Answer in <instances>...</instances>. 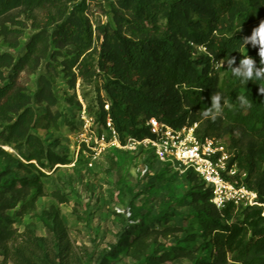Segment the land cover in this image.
<instances>
[{
  "label": "trees",
  "instance_id": "16d2710c",
  "mask_svg": "<svg viewBox=\"0 0 264 264\" xmlns=\"http://www.w3.org/2000/svg\"><path fill=\"white\" fill-rule=\"evenodd\" d=\"M108 3L103 8L108 20L95 26L87 0H0V37L10 49L21 47L29 21L36 30L23 52H0V154L12 157L3 149L10 146L19 155V174L0 183V256L10 255L20 234L10 212L20 217L32 212L48 194L47 170L71 162L42 137L60 128L62 113L53 77L38 71L50 59L47 70L52 73V62L62 59L70 88L76 89L79 78L85 84L102 80L106 96L99 91L97 109L89 107L101 129L111 119L125 143L128 137H152L147 125L152 118L174 128L197 123V138H215L225 146L228 167H238L235 178L255 191L262 204L218 209L211 189L189 170V195L206 238L200 250L177 245L157 257L153 246L184 230L169 225L165 216L154 221L157 226L149 223L129 232L128 252L149 261L160 258L154 264L179 258L198 264H264V80L242 84L226 71V63L225 69L217 64L232 57L238 65L249 55L260 66V46L249 43L246 50L243 41L257 28L254 24L264 21V0ZM215 91L234 101L245 95L252 107L236 103L215 119L204 118L200 111L211 105ZM35 107H45V112L38 115ZM51 194L69 202L58 191Z\"/></svg>",
  "mask_w": 264,
  "mask_h": 264
},
{
  "label": "rangeland",
  "instance_id": "374dc122",
  "mask_svg": "<svg viewBox=\"0 0 264 264\" xmlns=\"http://www.w3.org/2000/svg\"><path fill=\"white\" fill-rule=\"evenodd\" d=\"M109 1L87 0L95 26L108 20L103 8L109 7ZM35 33L29 21L21 47L12 50L0 37V52H23ZM250 48V45L245 47ZM64 53L72 54L67 50ZM61 61L52 62L56 67L52 73L47 70L50 59L44 61L38 71L39 75L53 77L59 100L57 109L62 113L60 128L42 133V137L47 146L71 162L47 170L48 194L39 199L32 212L24 217L10 212L20 234L11 244L10 255L0 256V264H154L160 258L150 262L146 256L135 258L128 252V233L149 223L157 226L154 221L165 216L171 219L169 225L184 230L177 236L161 238L153 246L159 251L157 257L177 245L200 250L206 238L194 215L189 195L192 185L186 179V172L179 165L162 163L146 147L109 148L96 160L86 153L81 145L82 135L89 127L96 133L103 129L95 122L89 107L97 109L99 91L102 97L106 92L101 79L85 84L79 78L76 89L70 88ZM35 108L38 115L45 112V107ZM3 149L12 153V157L0 154V183L19 174L17 150L10 146ZM54 191L67 197L69 202L61 203L51 194ZM159 264L198 263L179 258L166 263L160 260Z\"/></svg>",
  "mask_w": 264,
  "mask_h": 264
},
{
  "label": "built area",
  "instance_id": "2783aa9c",
  "mask_svg": "<svg viewBox=\"0 0 264 264\" xmlns=\"http://www.w3.org/2000/svg\"><path fill=\"white\" fill-rule=\"evenodd\" d=\"M106 108L109 109V106ZM147 125L152 137L143 140L128 137L123 143L111 119H108L98 133L89 127L87 133L82 135L81 145L94 160L109 148L134 150L146 147L151 149L162 163L179 165L184 172L192 170L197 173L211 189V202L218 209H223L229 204L237 207L262 205L258 201L257 193L235 178L238 173L237 165L228 167L230 155L225 146L215 138H207L204 141L197 138V123L193 126L174 128L157 118H152ZM244 176L245 173L242 174V177Z\"/></svg>",
  "mask_w": 264,
  "mask_h": 264
},
{
  "label": "clouds",
  "instance_id": "9594fccd",
  "mask_svg": "<svg viewBox=\"0 0 264 264\" xmlns=\"http://www.w3.org/2000/svg\"><path fill=\"white\" fill-rule=\"evenodd\" d=\"M244 46L247 48L248 44L260 46V56L264 57V22L253 30L250 37L245 38L243 41ZM225 63L228 65L226 71H230L233 77L239 78L240 83L248 84L249 81L264 80V60L261 61L260 66L249 55H243V58L236 64L234 58L217 61V64ZM225 69V67H224ZM260 92L264 93V88H260ZM238 103L241 108H251L253 101L249 100L245 95H239L233 100L232 96L229 97L223 91H215L211 95V105L204 107L200 113L204 118L215 119L219 116L226 107H231L233 104Z\"/></svg>",
  "mask_w": 264,
  "mask_h": 264
}]
</instances>
